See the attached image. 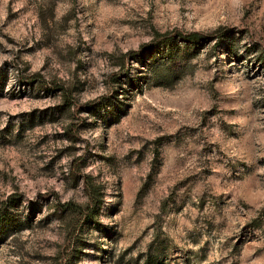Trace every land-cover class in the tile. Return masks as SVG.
I'll list each match as a JSON object with an SVG mask.
<instances>
[{"label":"rangeland","instance_id":"rangeland-1","mask_svg":"<svg viewBox=\"0 0 264 264\" xmlns=\"http://www.w3.org/2000/svg\"><path fill=\"white\" fill-rule=\"evenodd\" d=\"M0 210V264H264V0H0Z\"/></svg>","mask_w":264,"mask_h":264},{"label":"trees","instance_id":"trees-1","mask_svg":"<svg viewBox=\"0 0 264 264\" xmlns=\"http://www.w3.org/2000/svg\"><path fill=\"white\" fill-rule=\"evenodd\" d=\"M227 36L228 30L225 28H219L210 35L201 32H157L152 41L143 45L140 50L131 51L122 56L121 70L124 71L127 63L136 60L145 66L149 61L152 62V65L161 63L175 66L187 56L191 58L200 53L206 45L213 43V48H219L225 42ZM113 102L111 101L110 105L115 108ZM92 201L99 203L96 197ZM91 217L92 215L87 216L89 219ZM0 221H2L4 227L13 225L12 220L4 210H0ZM163 262L159 256L154 254L150 255L144 264H164Z\"/></svg>","mask_w":264,"mask_h":264}]
</instances>
